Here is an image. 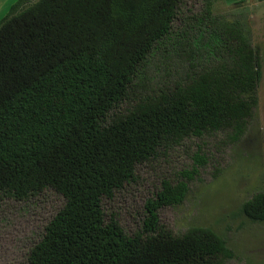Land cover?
Segmentation results:
<instances>
[{
	"label": "trees",
	"instance_id": "1",
	"mask_svg": "<svg viewBox=\"0 0 264 264\" xmlns=\"http://www.w3.org/2000/svg\"><path fill=\"white\" fill-rule=\"evenodd\" d=\"M13 1L0 19V208L49 190L64 199L27 264L231 260L209 228L174 236L160 225L158 210L184 201L187 173L161 182L133 236L104 222L102 200L186 140L243 138L261 78L247 23L214 14V0L197 11L187 0ZM241 212L264 224V192Z\"/></svg>",
	"mask_w": 264,
	"mask_h": 264
},
{
	"label": "rangeland",
	"instance_id": "2",
	"mask_svg": "<svg viewBox=\"0 0 264 264\" xmlns=\"http://www.w3.org/2000/svg\"><path fill=\"white\" fill-rule=\"evenodd\" d=\"M200 7L201 0L186 2L187 9L197 11ZM7 9H3L0 19ZM212 9L214 14L245 21L251 43L260 54L258 105L245 135L232 143L224 133L206 134L138 165L132 181L102 200L104 222L114 219L127 236L135 235L146 216L145 203L155 198L161 182L187 181V173L192 179L187 181L184 201L179 206L159 209L160 225L174 236L191 227L209 228L234 255L225 264H264V224L250 222L241 212L244 202L264 192V0H246L238 7L214 0ZM195 154L204 157L206 165L198 167L193 162ZM193 169H197L196 175ZM63 206L62 196L51 190L27 203L5 201L0 208V264H27L29 251Z\"/></svg>",
	"mask_w": 264,
	"mask_h": 264
},
{
	"label": "crops",
	"instance_id": "3",
	"mask_svg": "<svg viewBox=\"0 0 264 264\" xmlns=\"http://www.w3.org/2000/svg\"><path fill=\"white\" fill-rule=\"evenodd\" d=\"M13 0H0V14L3 11V9H6V7L12 2ZM226 4H232L239 0H223Z\"/></svg>",
	"mask_w": 264,
	"mask_h": 264
}]
</instances>
